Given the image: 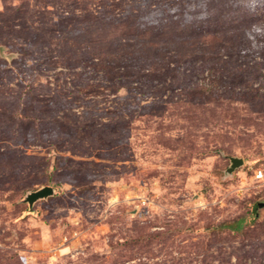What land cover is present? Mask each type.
Here are the masks:
<instances>
[{"label": "rangeland", "instance_id": "obj_1", "mask_svg": "<svg viewBox=\"0 0 264 264\" xmlns=\"http://www.w3.org/2000/svg\"><path fill=\"white\" fill-rule=\"evenodd\" d=\"M0 264H264V0H0Z\"/></svg>", "mask_w": 264, "mask_h": 264}, {"label": "water", "instance_id": "obj_2", "mask_svg": "<svg viewBox=\"0 0 264 264\" xmlns=\"http://www.w3.org/2000/svg\"><path fill=\"white\" fill-rule=\"evenodd\" d=\"M229 160L230 165L226 170L227 173H231L235 168L239 167L243 163L242 159L238 157H230ZM53 193V187L45 185L36 190L29 191L26 194L24 201L28 204L29 207H31L37 200L47 198Z\"/></svg>", "mask_w": 264, "mask_h": 264}, {"label": "built area", "instance_id": "obj_3", "mask_svg": "<svg viewBox=\"0 0 264 264\" xmlns=\"http://www.w3.org/2000/svg\"><path fill=\"white\" fill-rule=\"evenodd\" d=\"M257 177L259 178V177H261V175H258Z\"/></svg>", "mask_w": 264, "mask_h": 264}, {"label": "trees", "instance_id": "obj_4", "mask_svg": "<svg viewBox=\"0 0 264 264\" xmlns=\"http://www.w3.org/2000/svg\"><path fill=\"white\" fill-rule=\"evenodd\" d=\"M28 210H26V212H27Z\"/></svg>", "mask_w": 264, "mask_h": 264}]
</instances>
